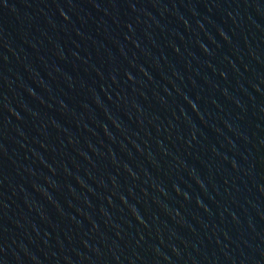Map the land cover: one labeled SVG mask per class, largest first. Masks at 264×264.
Returning <instances> with one entry per match:
<instances>
[{"label":"water","instance_id":"1","mask_svg":"<svg viewBox=\"0 0 264 264\" xmlns=\"http://www.w3.org/2000/svg\"><path fill=\"white\" fill-rule=\"evenodd\" d=\"M0 264H264V0H0Z\"/></svg>","mask_w":264,"mask_h":264}]
</instances>
